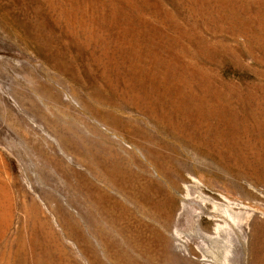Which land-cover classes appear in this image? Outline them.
<instances>
[{"label": "rangeland", "instance_id": "1", "mask_svg": "<svg viewBox=\"0 0 264 264\" xmlns=\"http://www.w3.org/2000/svg\"><path fill=\"white\" fill-rule=\"evenodd\" d=\"M0 215V264H264V0H0Z\"/></svg>", "mask_w": 264, "mask_h": 264}, {"label": "bare ground", "instance_id": "2", "mask_svg": "<svg viewBox=\"0 0 264 264\" xmlns=\"http://www.w3.org/2000/svg\"><path fill=\"white\" fill-rule=\"evenodd\" d=\"M41 121H42V120H41ZM69 132H70V130H69ZM58 135H59V134L57 133V136H58ZM67 135H68V134H67ZM62 138H63V137H62ZM67 138H68V137H67ZM67 138H66V140H67ZM70 138H71V137H70ZM64 139H65V138H64ZM59 141H61V140H59ZM63 141H64V140H63ZM59 144H60V143H59ZM66 144H67V143H66ZM68 145H69V144H68ZM75 145H77V144H75ZM62 146H63V145H62ZM64 146H65V145H64ZM77 146H79V145H77ZM81 146H82V145H81ZM60 147H61V146H60ZM72 147H73V146H72ZM74 147H75V146H74ZM85 147H86V146H85ZM54 148H55V147H54ZM83 148H84V147H83ZM65 149H67V148H65ZM76 149H77V148H76ZM86 149H87V148H86ZM63 150H64V149H63ZM56 151H57V150H56ZM54 156H55V155H54ZM54 156H53V157H54ZM81 156H82V155H81ZM101 156H102V155H101ZM51 157H52V156H51ZM88 158H89V157H88ZM54 159H55V158H54ZM99 159H100V158H99ZM99 159H98V160H99ZM111 159H112V158H111ZM52 160H53V159H52ZM56 160H57V159H56ZM92 160H93V159H92ZM92 160H91V161H92ZM100 160H101V159H100ZM100 160H99V161H100ZM48 161H50V160H48ZM58 161H59V160H58ZM55 162H56V161H55ZM57 164H59V162H58ZM53 166H54V165H53ZM54 167H55V166H54ZM57 167H58V166H57ZM105 173H106V172H105ZM109 173H110V172H109ZM87 206H89V205H87ZM0 216H1V215H0ZM8 217H9V216H8ZM4 218H5V217H4ZM5 219H6V218H5ZM240 220H244V219H242V218H237V220H236V221H237V225L241 223ZM5 222H6V221H5ZM3 224H4V223H3ZM8 224H9V223H8ZM33 224H34V223H33ZM31 225H32V222H31ZM31 225H30V227L33 226V225H32V226H31ZM240 225H241V224H240ZM5 226H6V224H5ZM239 227H240V226H239Z\"/></svg>", "mask_w": 264, "mask_h": 264}]
</instances>
